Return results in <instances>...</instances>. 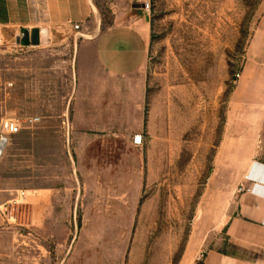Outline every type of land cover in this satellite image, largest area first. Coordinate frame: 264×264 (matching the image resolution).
Returning a JSON list of instances; mask_svg holds the SVG:
<instances>
[{"label": "rangeland", "instance_id": "obj_1", "mask_svg": "<svg viewBox=\"0 0 264 264\" xmlns=\"http://www.w3.org/2000/svg\"><path fill=\"white\" fill-rule=\"evenodd\" d=\"M150 2L147 58L126 78L93 57L96 77L78 75L114 0L39 45L4 34L0 124L40 121L0 155V264H195L220 245L264 144L261 73L241 80L264 0Z\"/></svg>", "mask_w": 264, "mask_h": 264}, {"label": "crops", "instance_id": "obj_2", "mask_svg": "<svg viewBox=\"0 0 264 264\" xmlns=\"http://www.w3.org/2000/svg\"><path fill=\"white\" fill-rule=\"evenodd\" d=\"M145 1L114 0L111 22L104 28L102 23L93 27L94 36L81 45L79 81L80 77H96L91 57L109 78H126L143 66L151 39L150 12L144 8ZM95 9L94 0H0V31L17 34L33 28L46 31L56 25H81ZM24 44H29L27 39ZM252 45L241 80L251 68L260 71L257 80L264 82V17ZM83 95L95 96L84 92L78 98ZM261 98L264 101V93ZM241 184L244 187L225 224L220 245L207 250L195 264H264V144L250 161Z\"/></svg>", "mask_w": 264, "mask_h": 264}, {"label": "built area", "instance_id": "obj_3", "mask_svg": "<svg viewBox=\"0 0 264 264\" xmlns=\"http://www.w3.org/2000/svg\"><path fill=\"white\" fill-rule=\"evenodd\" d=\"M144 8L147 12L151 10L150 0L144 2ZM77 26V25H76ZM5 43L4 34L0 31V46ZM236 76L239 78L241 73H236ZM40 121L38 116H22V117H7L2 119L0 124V155L3 153L5 147L10 141V137L18 132H21L23 129H28L34 127ZM247 177V176H246ZM244 186L241 184V188ZM24 192L22 193V195Z\"/></svg>", "mask_w": 264, "mask_h": 264}, {"label": "water", "instance_id": "obj_4", "mask_svg": "<svg viewBox=\"0 0 264 264\" xmlns=\"http://www.w3.org/2000/svg\"><path fill=\"white\" fill-rule=\"evenodd\" d=\"M43 34V31H41L39 28H33L29 31V38H27V41L33 45H38L42 41Z\"/></svg>", "mask_w": 264, "mask_h": 264}, {"label": "bare ground", "instance_id": "obj_5", "mask_svg": "<svg viewBox=\"0 0 264 264\" xmlns=\"http://www.w3.org/2000/svg\"><path fill=\"white\" fill-rule=\"evenodd\" d=\"M45 32H46V31H45V30H43V33H44V34H45ZM44 34H43V35H44Z\"/></svg>", "mask_w": 264, "mask_h": 264}]
</instances>
